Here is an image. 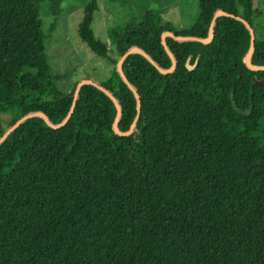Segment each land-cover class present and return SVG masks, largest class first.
Listing matches in <instances>:
<instances>
[{"label": "trees", "instance_id": "1", "mask_svg": "<svg viewBox=\"0 0 264 264\" xmlns=\"http://www.w3.org/2000/svg\"><path fill=\"white\" fill-rule=\"evenodd\" d=\"M198 3L181 30L144 11L112 30L113 52L88 3L79 37L112 68L75 97L79 83L59 88L41 21L62 0H0V264H264L261 11ZM218 10L230 15L203 43Z\"/></svg>", "mask_w": 264, "mask_h": 264}, {"label": "rangeland", "instance_id": "2", "mask_svg": "<svg viewBox=\"0 0 264 264\" xmlns=\"http://www.w3.org/2000/svg\"><path fill=\"white\" fill-rule=\"evenodd\" d=\"M93 0H62V12L55 20L46 5L42 7L41 21L47 33L45 50L54 74L60 78L59 88L71 92L82 81L100 82L106 79L112 65L97 56L80 39L79 24L84 16L85 6ZM99 10L94 13L92 31L114 51L112 30H122L129 23L139 22L148 9H157L162 17L181 30L192 26L199 16L198 0H96ZM254 6L261 16L253 19L255 30L264 35V0H254ZM55 24L54 30L51 25ZM6 126L10 113L2 114Z\"/></svg>", "mask_w": 264, "mask_h": 264}, {"label": "water", "instance_id": "3", "mask_svg": "<svg viewBox=\"0 0 264 264\" xmlns=\"http://www.w3.org/2000/svg\"><path fill=\"white\" fill-rule=\"evenodd\" d=\"M223 15H230V14L227 13V12H225V11H223V10H218V11L215 13L214 18H213V22H212V25H211L210 35H209L207 38H205V39H201V40H200L201 42H203V43H210V42L213 40V38H214V28H213V27H214L215 20H216L218 17L223 16ZM246 24H247L248 28H249L250 31H251L252 44H251V48H250V50H249V52H248V54H247V56H246L245 62H246V64H247L249 67L254 68V66L251 64V60H250V59H251V55H252V53H253V51H254V49H255V32H254V30H253V28L251 27L250 24H248L247 22H246ZM172 35H173L172 33H170V32H166V33H164V35H163V39H165V37H167V36H172ZM177 39H178V40H183V39H186V38H183V37H181V36H178ZM191 40H194V39L191 38ZM136 51H138V49L134 48V49H132L131 52H136ZM197 62H198V61L196 60V62H195L193 65H191V64H190V60H188L186 66H187V68H188L189 70H193V69L197 66ZM175 64H176V63H175V61H174V64H173V67L171 68V70L175 67ZM121 67H122V60L118 63V68L121 69ZM162 72H163V73H167L168 71H166V70H162ZM90 82H92V81L88 80V81H82V82H80V83L78 84V86H77V89H76V92H75V97H77V94H78V92H79L80 87H81L83 84H85V83H90ZM74 102H76V98H75V101H74ZM138 107L140 108V104H139ZM44 117H45V116H44ZM45 118H46V117H45ZM46 119H47V118H46ZM19 122H20V121H19ZM19 122H18V123H19ZM18 123H17V124H18ZM17 124H16L13 128H15V127L17 126ZM114 128H115V130H116L118 133H120L119 130H118L117 124L114 125ZM10 131H11V130L7 131L6 135L9 134ZM120 134H121V133H120ZM6 135L2 138V140L6 137ZM2 140H1V141H2Z\"/></svg>", "mask_w": 264, "mask_h": 264}]
</instances>
